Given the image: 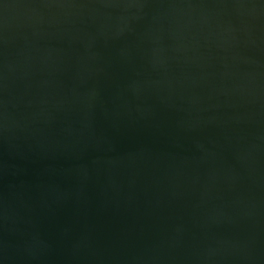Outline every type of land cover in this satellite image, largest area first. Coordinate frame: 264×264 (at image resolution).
I'll return each mask as SVG.
<instances>
[{"label":"water","instance_id":"1","mask_svg":"<svg viewBox=\"0 0 264 264\" xmlns=\"http://www.w3.org/2000/svg\"><path fill=\"white\" fill-rule=\"evenodd\" d=\"M0 264H264V0H0Z\"/></svg>","mask_w":264,"mask_h":264}]
</instances>
